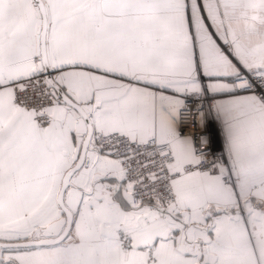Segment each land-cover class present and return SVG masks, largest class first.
<instances>
[{"label":"snow or ice","instance_id":"1","mask_svg":"<svg viewBox=\"0 0 264 264\" xmlns=\"http://www.w3.org/2000/svg\"><path fill=\"white\" fill-rule=\"evenodd\" d=\"M0 264H264V0H0Z\"/></svg>","mask_w":264,"mask_h":264}]
</instances>
